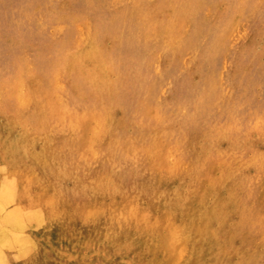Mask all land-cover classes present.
I'll list each match as a JSON object with an SVG mask.
<instances>
[{
  "label": "rangeland",
  "instance_id": "obj_1",
  "mask_svg": "<svg viewBox=\"0 0 264 264\" xmlns=\"http://www.w3.org/2000/svg\"><path fill=\"white\" fill-rule=\"evenodd\" d=\"M0 194V264H264V0H0Z\"/></svg>",
  "mask_w": 264,
  "mask_h": 264
},
{
  "label": "bare ground",
  "instance_id": "obj_2",
  "mask_svg": "<svg viewBox=\"0 0 264 264\" xmlns=\"http://www.w3.org/2000/svg\"><path fill=\"white\" fill-rule=\"evenodd\" d=\"M53 28H54V27H53ZM262 57H263V56H262ZM16 135H17V134H16ZM171 145H172V144H171ZM171 149H172V147H171ZM5 174H6V173H5ZM5 174H3V175H5ZM5 176H7V175H5ZM2 177H3V176H2ZM10 177H11V176H10ZM10 179H11V178H10ZM3 180H4V179H3ZM11 180H12V179H11ZM135 180H136V179H135ZM15 182H16V181H15ZM13 183H14V182H13ZM13 185H14V184H13ZM8 186H9V185H8ZM14 186H15V185H14ZM13 188H14V187H12V190H13ZM15 190H16V189H15ZM9 191H10V190H9ZM0 195H1V194H0ZM1 196H2V195H1ZM1 196H0V197H1ZM1 198H2V197H1ZM0 203H1V201H0ZM161 204H162V203H161ZM19 219H20V218H19Z\"/></svg>",
  "mask_w": 264,
  "mask_h": 264
}]
</instances>
